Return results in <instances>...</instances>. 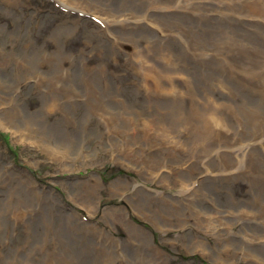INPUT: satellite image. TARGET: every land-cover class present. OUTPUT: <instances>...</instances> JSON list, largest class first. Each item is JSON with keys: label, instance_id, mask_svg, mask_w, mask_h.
<instances>
[{"label": "rangeland", "instance_id": "obj_1", "mask_svg": "<svg viewBox=\"0 0 264 264\" xmlns=\"http://www.w3.org/2000/svg\"><path fill=\"white\" fill-rule=\"evenodd\" d=\"M104 1L146 24L120 45L51 0H0V112L13 115L0 125V264H264V0ZM151 77L180 93L156 94ZM171 101L187 122L151 127ZM202 205L216 228L191 260L186 219Z\"/></svg>", "mask_w": 264, "mask_h": 264}, {"label": "bare ground", "instance_id": "obj_2", "mask_svg": "<svg viewBox=\"0 0 264 264\" xmlns=\"http://www.w3.org/2000/svg\"><path fill=\"white\" fill-rule=\"evenodd\" d=\"M54 3H57V5H59L60 7L63 8L66 7L68 8L70 11H77L80 12L84 15H87L89 17H91L94 21L91 22V24H93L95 30H96V34H100L102 36H106L109 37V39L113 41H117V43H119L120 45H122V42H127L125 41L127 38H133V33L136 29H141L142 26L141 24H146L144 22V20L142 18H139L137 16V14L135 12H133V10L131 8H128L127 10H121L117 13H111L109 11V7L110 4L114 5V4H120V3H109L108 1H104V0H85L79 3H75V4H68L67 2H65L64 0H51ZM179 3H181V0H179ZM123 8H127L126 6L124 7H120V9ZM234 8V7H232ZM235 9V8H234ZM165 10H169L168 7L165 8ZM160 10H156L154 11L152 14L155 16L157 15V13H159ZM178 12H181V9L179 8L177 10ZM258 12L253 11L252 10V14L253 17L257 15ZM158 16V15H157ZM77 21H74L72 25L77 24ZM89 23V22H87ZM148 25V24H147ZM46 26H48V24H46ZM149 26V25H148ZM66 26L59 28V32L63 31L65 29ZM150 27V26H149ZM153 31L159 33V27L153 26L150 27ZM48 31L45 30V32ZM86 38H91L92 42L95 40H97V35L91 34L90 32L85 33ZM70 44H71V39L69 40ZM132 45V51L129 53V55L132 58L133 61V66L136 67L141 66L142 69H144L148 74L153 72L152 68L150 66H147L146 62L147 59L149 58L148 53H146V51H144L143 49H141L136 42H128ZM57 44V43H56ZM94 45V44H93ZM94 47V51H95V46ZM97 48H99L97 55L100 58H103L102 55V51H103V45L101 43L97 44ZM128 49H130V47H127ZM46 56H50L49 58H47L46 62L48 64H55V63H60L61 60L65 57H68L67 54L62 53V52H49L46 51ZM70 57H72L74 59V56L70 54ZM88 58H90V56H88ZM140 73V71H139ZM151 85L157 86L156 87V94H167L169 92H175L176 94L180 93V91H178V89L176 88H170L166 83L160 82L158 78L156 77H151ZM5 100V98L3 99ZM8 104V103H5ZM188 113H184L183 109H180V105L179 104H175V101H171L169 102L167 105H165L164 107H160L154 117H155V124L152 125L150 122H145L143 127L146 129H150V126L152 127H156L159 128V130H167V127L169 128L168 132H173L174 130L178 129L181 127V124H184L186 121V115ZM36 116V115H35ZM13 115L10 114L9 116H6V114L0 112V125L1 126H11V121H12ZM32 118V117H31ZM38 121H35L34 119H32V121L29 122V124L31 125H35L37 124ZM151 124V125H150ZM150 125V126H149ZM1 128V127H0ZM25 131H29L28 127L24 128ZM16 131V130H15ZM24 130H18L17 134L20 137L21 140H30L32 144H34L32 142V140L30 139L29 133L25 132ZM196 141V139H194V142ZM173 143L175 144L176 142L173 141ZM182 147H186L187 144L185 141H181L179 142ZM237 154V153H236ZM152 155V154H151ZM153 157V155H152ZM192 156H190V158L187 159V161L185 162L186 165H188V167L190 166V162H191ZM153 164L155 162H157V158H154ZM73 167V165H72ZM162 167V165H161ZM161 167H154L153 166V171L159 170V172L156 174L157 176H160L161 181H165L167 174L165 175L162 170ZM65 168V166H64ZM98 176L94 175L91 176V179H84L81 181L77 182V185H90L91 182L93 180H98ZM121 185L123 184H116L115 186H111L110 190L112 192L116 191V188L121 187ZM180 191L182 193L186 192V191H190V190H185L183 188H180ZM177 193H179V191H175L173 192L172 196H176ZM71 196L74 199H77L79 196L77 195V193L72 192ZM208 205L209 206H214L216 205V203L214 202L213 198L208 200ZM208 207V206H207ZM206 205H202V208H193L191 207L190 212L187 215V219H186V225L188 226H194L193 231L192 229L190 230V232L194 233L195 235H200V238H193L191 241V243H185L184 247L188 249L191 260H196L198 259L200 260H204L206 258V253L203 252H197V254H193V250L197 249L198 246L200 245V243L204 242L202 241V238L215 230L216 227L213 226H209L208 225V220L213 219L214 215L217 216L218 213L215 212V210H211L207 208ZM221 205H216V208H220ZM19 212L21 213V216H23L22 213V209L21 207H19ZM123 218L127 219L128 221H130L129 223L131 225H136L139 226L137 224H135L127 215H125ZM204 225H201V224ZM124 226V224H123ZM160 228L162 229H166V225L163 224L160 226ZM205 243V242H204ZM253 243L256 245H264V241H262L259 238H254L253 239Z\"/></svg>", "mask_w": 264, "mask_h": 264}]
</instances>
